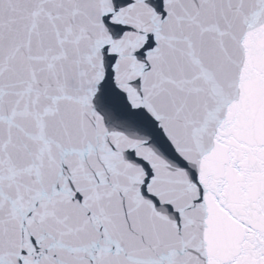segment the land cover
<instances>
[{"label":"snow or ice","instance_id":"snow-or-ice-1","mask_svg":"<svg viewBox=\"0 0 264 264\" xmlns=\"http://www.w3.org/2000/svg\"><path fill=\"white\" fill-rule=\"evenodd\" d=\"M0 264H264V0H0Z\"/></svg>","mask_w":264,"mask_h":264}]
</instances>
